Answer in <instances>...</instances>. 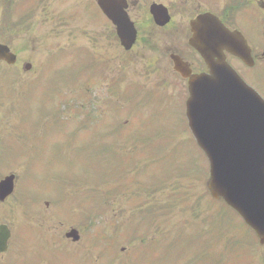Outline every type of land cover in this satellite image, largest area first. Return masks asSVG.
<instances>
[{
  "label": "rangeland",
  "instance_id": "1",
  "mask_svg": "<svg viewBox=\"0 0 264 264\" xmlns=\"http://www.w3.org/2000/svg\"><path fill=\"white\" fill-rule=\"evenodd\" d=\"M76 1L77 0L53 1L55 2L54 6L56 11L49 10V17L53 21H57L55 14L61 11H69V7L73 6ZM224 4L225 2L222 3L223 7ZM88 15L93 18L90 10L88 11ZM12 17V0H0V22L5 23ZM51 24L52 23L47 20L46 15L41 13L33 19L31 27L27 32L15 34L10 38L9 45H11V47L13 46L18 56V62L16 64L17 69H15V71L18 72L17 79L12 81V71L10 67L0 64V120L3 122L2 124H4V131L8 134L17 135L14 139L20 142L21 146L41 148L43 142L48 144V139H50L51 144L53 143L52 145L56 142L58 144V141L62 142L61 139L52 137L57 136L56 133L48 132L50 126L45 122H48V124L51 123L50 118L47 117L44 119L42 114V117H39V120H41L40 125L38 126L37 123H34L30 112L32 108L30 107L32 104L31 100L36 99L37 103L34 107H37L38 103H41V108L44 113L50 112L55 104L56 106H61L59 118L66 121L65 126L67 127H65L64 130H67L68 133L73 129V123L77 124L81 120L80 118L84 117L86 113L97 118L94 121L96 124L92 125L93 130L97 128L98 131L104 132L109 129L110 124L107 123L108 119H105V116L109 110L114 112L113 108L116 104L112 103L113 91L110 90L111 87H108V81H106L107 75L101 76L100 78L98 76L92 77L94 80L93 83L97 84L94 90L88 91V95L82 93L85 82H82L83 78L81 77L78 82V91H72L70 93V87L68 92L63 94L64 90L62 89L60 90L61 95L58 94L55 99L56 92L66 83L65 80L69 81V78L65 69L59 68L56 70L55 65L48 59L47 51L43 49V46L47 44L51 46L67 47L69 41L65 40L66 34L62 33L55 37L50 36L43 42V35L48 28L52 27ZM97 30L100 32L101 26H98ZM97 30L94 28L93 32ZM246 32L252 41H256L254 29H246ZM258 42H256V44ZM78 49L81 50L80 46ZM53 50L60 51L63 49L53 48ZM88 52L90 54L94 53L97 60L113 65V59L107 60L102 57L103 52L100 48L93 47ZM69 56V53L65 51L64 53L58 54L59 59L62 61L65 57ZM75 56L79 55L76 54ZM27 61H31L36 68H32L29 73H24L22 71V63ZM76 68L77 70H74L75 73L79 70L84 78L87 76L85 71L78 69L77 66ZM243 74L250 84L254 85L261 96L264 97V63L253 70H245ZM149 81H151V79H149ZM46 83L47 85H45ZM43 85L45 86L40 88ZM93 86L94 85H92V88ZM34 89L36 90L33 92ZM38 90L40 91L39 94ZM175 94L179 95L177 91H175ZM179 97L183 99L185 94L179 95ZM60 99H62V102L59 103ZM75 102L76 105L84 104L87 107L86 109H82L81 115L78 112L80 110L79 107L77 110L74 105ZM156 106L157 104L154 102L153 107ZM116 107L118 106L116 105ZM77 112L78 115L75 116ZM66 118L68 119L66 120ZM30 119L31 122H29ZM37 119L38 117L35 113V120L37 121ZM110 119L115 123L116 121L122 120L120 116L114 118L112 115ZM160 120H162L161 123H158ZM149 122L150 124L146 122L149 128L143 127L144 136H142L145 143L150 144L149 151L161 154L162 159L165 161L166 159L167 161H173V158L169 155L171 153L173 154L174 150L177 152V158L182 151L181 156L178 158L179 161H185L186 159L188 161L189 158H192L189 171L182 170L185 169L184 164L187 162L186 161L180 167L182 169L175 171H173V169L171 171V179L167 181L163 179L162 174H155L154 172L144 173V175L139 178L144 185L148 183L144 188L135 186L130 182L132 174L125 180V183L130 185L126 188H121L120 184H112L108 188H106L105 185L103 187L101 186L102 189L99 191V197L102 198L103 205L98 210L97 215L99 216L100 224L92 226L91 230H89L87 227L88 221L86 219L88 210H85L83 207L81 210H78L80 209V204H77L75 207V202L72 203L71 207H69V205L63 206L65 198L59 203V196H57L59 191H62L65 196L67 194H72V196H74V190L72 191V188L70 186L66 187V185L71 183L73 179L76 180L78 177L76 173L78 167L82 164L91 162V158H93L94 155H96V160L99 159L97 164L100 166L105 165L104 161L100 160L102 156L100 154H95L101 146L100 138L97 137L95 139L97 150L94 154H87L86 160H83L81 156L83 153L81 152H83L84 148L88 145V141L86 138L82 139V144L78 146V149L72 150V154H79L77 159L71 163V167L65 164L67 170L64 174V170L60 169L62 165L58 164V166V162H55V164L53 163L50 165V175L48 179L47 175L46 177L42 175V179L44 178L43 181H46L45 185H41V187L37 184L30 187H19L17 189L18 192L16 191V193L8 199L5 203L6 205L0 206V224L5 223L9 225L12 231L11 243L7 253L3 255L0 254V264H21L22 262L25 264V261L26 264H38L29 252L33 249L35 253H39V250H41L55 256H59V253H61L66 255L69 260H71V257H69L67 253L71 254L78 252L76 255L81 256L87 255L92 251L90 253L91 264H106L108 263L106 255L96 257V254L99 253V249L98 246L92 248L91 236L95 235V233L99 235L105 232L107 234L106 238H112L108 246L115 247L117 258L120 259L121 264H134L135 256L138 258L140 257V248H144L145 243L147 245L146 248L149 250H156V255L150 263L154 264L158 259L171 258L172 246L168 245L163 247L160 243L163 231L166 232V230H169L172 238L181 239L178 242L182 243L184 239L183 234L178 236L180 227H184L186 235H189L190 228L195 226V224H204L203 226L210 229L204 244L213 247V255L221 253L223 256L230 255L233 257L235 254L237 257H240L244 263L247 261L264 259V246L257 245L256 247L255 245L252 249L251 237L246 234V230L235 223V218L231 216L228 211L222 209V212H220L219 209H216V205L211 203V198L205 188V182L208 178V164L204 157V160H202L203 167H201V155L194 149L196 146L193 143L192 136H190L191 133L189 131H184L185 122L183 120L181 107L178 108V103L172 102L160 112L152 113ZM37 126L40 132H44L45 135L40 138V141L39 139H32L34 134L33 131L38 128ZM127 126L128 124L126 122V127ZM104 127H106V129ZM94 132H96V130ZM36 141H39V144ZM66 145H71L70 141L59 144L58 150L61 154H63L61 146ZM9 148H13V146H8L6 142L2 143L1 151L3 149V152L0 157V172L2 171V164H9L13 167L2 174L16 171L17 169L20 174H23V172L26 171L25 160L21 159L20 162L10 160L9 158H19L21 155L17 147L15 149L16 154L8 152ZM190 149L197 153L200 159V169L197 162H194L195 153H189L187 151ZM70 150L65 149L64 151V153H67L65 155H69L68 159H72ZM117 151L118 150H114V152ZM145 156L139 157V160ZM149 159L157 162L161 158L153 155ZM50 163L51 162H49V164ZM145 164L142 163L141 168ZM151 169L158 170L159 166L155 165ZM83 171L84 168L82 166L81 174L83 175V180H85L87 176ZM95 171L96 169L93 168L90 181L93 182V184L104 181L105 178L103 174L93 177ZM146 171L147 169L144 172ZM164 171L167 172V169L164 168ZM69 174V180H64ZM55 177L61 178L62 184L59 188H57V184L51 183L57 180ZM22 180L23 179H20L19 185ZM87 190L85 185L79 188V191L83 193ZM24 193L34 196V202L31 204L27 201L24 202L21 197ZM105 196L110 199L118 196L123 200V203L118 204V198L110 203V208H105ZM45 202H48V205H45ZM27 213H30L28 218ZM193 220L201 223L194 222ZM37 221H40L41 225L37 224ZM132 222L139 224V230L136 233L134 232L137 237H143L142 235H144V237H150L148 240L141 242L142 245L140 248H138L137 244L134 245L135 242L130 241L134 228ZM71 227L79 230L81 241L77 245L71 247L62 246V243H64L62 241V243L57 245L60 238L63 239L64 233ZM26 232L28 234H25ZM23 234L26 235L24 243L21 237ZM14 236L18 237L17 242H15ZM235 236L239 238L235 240L233 238ZM27 239L31 248L28 247L27 242H25ZM34 239L37 241L35 242ZM40 245H43V247H40ZM122 247L125 249L120 251ZM254 249H257V252L254 251ZM143 254L147 256L146 262L149 263L151 259L150 254ZM27 255L33 259L28 261L26 259ZM192 261V259H185L182 264H191ZM120 263L118 262L117 264ZM168 264H180V262L177 263L176 258H173L171 263ZM202 264H204V262H202Z\"/></svg>",
  "mask_w": 264,
  "mask_h": 264
},
{
  "label": "water",
  "instance_id": "2",
  "mask_svg": "<svg viewBox=\"0 0 264 264\" xmlns=\"http://www.w3.org/2000/svg\"><path fill=\"white\" fill-rule=\"evenodd\" d=\"M193 45L206 56L209 74L190 77L186 114L189 126L209 159L210 177L207 187L214 198L237 210L264 240V101L221 59L209 55L202 34L213 36L226 32L210 15H203L191 24ZM218 41L216 42V44ZM243 59L248 55L241 43L222 41ZM218 49L216 48V55ZM0 58L10 61L7 48L0 45ZM9 182L4 181L6 192ZM8 230L0 226V252L6 249ZM73 240L78 234H67Z\"/></svg>",
  "mask_w": 264,
  "mask_h": 264
},
{
  "label": "flooded vegetation",
  "instance_id": "3",
  "mask_svg": "<svg viewBox=\"0 0 264 264\" xmlns=\"http://www.w3.org/2000/svg\"><path fill=\"white\" fill-rule=\"evenodd\" d=\"M126 2L127 15L136 29V39L128 50L121 47L107 18L93 21L90 16L83 19L80 29L76 24L71 32L66 34L65 40L69 41L67 47H71L72 54L76 53L79 46L85 54L93 47L100 48L105 59L117 61L120 67L127 64L135 66L146 80L151 79L148 84L159 85L164 90H185L187 81L180 73L185 69H189L191 73L206 70L203 60L189 45L191 14L201 9L208 10L231 30L237 29L236 20L229 19L230 14L225 16L221 14V0H126ZM152 4L165 7L169 20L162 25L155 24L150 14ZM242 5L249 6V3L245 2ZM158 11L160 12L161 8ZM101 16L104 17L103 14ZM249 18L250 15L245 13L239 20L246 21L247 29H254ZM98 26H101L100 32L97 30ZM94 28L97 31L93 32ZM243 34L248 40L247 35L244 32ZM255 36L257 39L258 36L256 34ZM226 57L229 63L240 68L243 66L238 59L227 53Z\"/></svg>",
  "mask_w": 264,
  "mask_h": 264
},
{
  "label": "trees",
  "instance_id": "4",
  "mask_svg": "<svg viewBox=\"0 0 264 264\" xmlns=\"http://www.w3.org/2000/svg\"><path fill=\"white\" fill-rule=\"evenodd\" d=\"M98 188H99V185L98 184H95V190L96 191H98ZM94 193L96 194V196H94L92 198V203L96 205L95 206L96 208H100L103 205V200H102V198H100V197L97 196V192H94ZM133 227H135V226L133 225ZM105 238H106L105 234H99L96 237V239H98V240H105ZM109 241L111 242L112 241V238H110Z\"/></svg>",
  "mask_w": 264,
  "mask_h": 264
}]
</instances>
